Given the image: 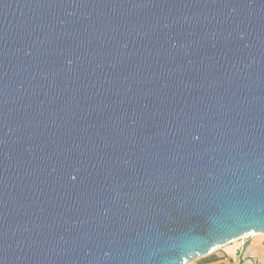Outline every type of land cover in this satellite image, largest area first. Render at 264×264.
I'll return each mask as SVG.
<instances>
[{"label":"water","instance_id":"1","mask_svg":"<svg viewBox=\"0 0 264 264\" xmlns=\"http://www.w3.org/2000/svg\"><path fill=\"white\" fill-rule=\"evenodd\" d=\"M264 235V0H0V264H190Z\"/></svg>","mask_w":264,"mask_h":264},{"label":"crops","instance_id":"2","mask_svg":"<svg viewBox=\"0 0 264 264\" xmlns=\"http://www.w3.org/2000/svg\"><path fill=\"white\" fill-rule=\"evenodd\" d=\"M251 237L222 247L214 258L200 264H233L239 259L245 264H264V243Z\"/></svg>","mask_w":264,"mask_h":264},{"label":"rangeland","instance_id":"3","mask_svg":"<svg viewBox=\"0 0 264 264\" xmlns=\"http://www.w3.org/2000/svg\"><path fill=\"white\" fill-rule=\"evenodd\" d=\"M251 238L254 239V240H258V241H261V242L264 243V235H255V236H252ZM244 239H247V238H244ZM244 239H243V240H244ZM240 241H242V239L239 240V242H240ZM220 252H221V250L219 249V250L215 251L214 253H212L211 255H209V256H207V257H204V258H200V259H198V260H195L194 262H192V263H190V264H200V263H202L203 261H206V260H209V259L214 258V257H215L214 255H216L217 253H220Z\"/></svg>","mask_w":264,"mask_h":264},{"label":"built area","instance_id":"4","mask_svg":"<svg viewBox=\"0 0 264 264\" xmlns=\"http://www.w3.org/2000/svg\"><path fill=\"white\" fill-rule=\"evenodd\" d=\"M233 264H245V261H243L242 259H239L235 261Z\"/></svg>","mask_w":264,"mask_h":264}]
</instances>
